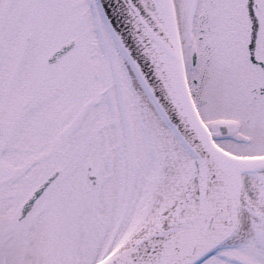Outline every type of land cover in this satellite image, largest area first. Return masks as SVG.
Here are the masks:
<instances>
[{
    "label": "snow or ice",
    "instance_id": "1",
    "mask_svg": "<svg viewBox=\"0 0 264 264\" xmlns=\"http://www.w3.org/2000/svg\"><path fill=\"white\" fill-rule=\"evenodd\" d=\"M0 264H264V0H0Z\"/></svg>",
    "mask_w": 264,
    "mask_h": 264
}]
</instances>
